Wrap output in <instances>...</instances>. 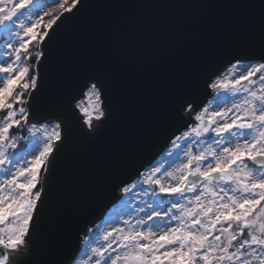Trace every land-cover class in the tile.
Returning a JSON list of instances; mask_svg holds the SVG:
<instances>
[{"label": "snow or ice", "instance_id": "snow-or-ice-1", "mask_svg": "<svg viewBox=\"0 0 264 264\" xmlns=\"http://www.w3.org/2000/svg\"><path fill=\"white\" fill-rule=\"evenodd\" d=\"M88 7L0 0V264H264V0L231 5L240 11L158 83L133 135L115 131L114 56L59 67L51 91L41 77L46 42ZM173 120L183 127L165 134ZM157 136V156L135 167ZM74 144L101 145L102 165L49 214L46 174Z\"/></svg>", "mask_w": 264, "mask_h": 264}, {"label": "water", "instance_id": "water-1", "mask_svg": "<svg viewBox=\"0 0 264 264\" xmlns=\"http://www.w3.org/2000/svg\"><path fill=\"white\" fill-rule=\"evenodd\" d=\"M243 2L245 0H88L85 17L65 25L54 41L46 42L44 53L49 59L42 62L41 77L46 89L51 91L59 67L86 58L114 56L124 82L115 131L119 135L136 134L151 119L153 94L158 83L175 64L195 54L209 41L213 28L240 11L231 5ZM203 3L210 7H198ZM202 87L201 82L196 94ZM181 127L182 121L173 120L165 134ZM161 139L152 138L149 146L137 153L135 167L146 165L157 156ZM102 162L99 144L66 147L55 169H49L44 180L47 213L51 214L69 198L77 197L97 175ZM135 167L126 170V180L135 179ZM111 203L112 193H108L91 207L89 218L98 219Z\"/></svg>", "mask_w": 264, "mask_h": 264}, {"label": "trees", "instance_id": "trees-1", "mask_svg": "<svg viewBox=\"0 0 264 264\" xmlns=\"http://www.w3.org/2000/svg\"><path fill=\"white\" fill-rule=\"evenodd\" d=\"M69 3H71V0H69ZM53 16L55 15V13L52 14ZM50 19V17H45L44 21L42 22V24L39 27V31L42 33L44 28H43V23H46L48 20Z\"/></svg>", "mask_w": 264, "mask_h": 264}, {"label": "rangeland", "instance_id": "rangeland-1", "mask_svg": "<svg viewBox=\"0 0 264 264\" xmlns=\"http://www.w3.org/2000/svg\"><path fill=\"white\" fill-rule=\"evenodd\" d=\"M9 7H10V5H9ZM30 47H31V46H30ZM116 206H117V207L119 206V205H118V203H117V205H116Z\"/></svg>", "mask_w": 264, "mask_h": 264}]
</instances>
